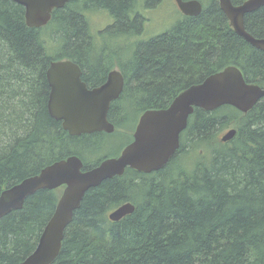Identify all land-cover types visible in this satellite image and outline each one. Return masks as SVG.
<instances>
[{"label": "trees", "instance_id": "1", "mask_svg": "<svg viewBox=\"0 0 264 264\" xmlns=\"http://www.w3.org/2000/svg\"><path fill=\"white\" fill-rule=\"evenodd\" d=\"M201 1L198 16L136 45L121 66L124 98L111 104L110 117L165 108L227 65L238 66L248 82L264 83V52L234 32L217 0ZM88 3L115 17L106 31H140L139 16L128 14L135 0ZM76 4L54 9L50 22L36 28L26 25L23 6L0 0V191L70 155L94 165L84 155L100 140L69 135L47 111L49 62L103 61ZM244 26L264 38V6L245 14ZM93 73L101 68L88 66ZM231 127L235 135L222 141L218 134ZM59 195L38 190L0 219V264H18L34 248ZM124 202L134 210L111 221L109 211ZM51 264H264V96L246 112L195 108L165 166L149 173L127 167L88 189Z\"/></svg>", "mask_w": 264, "mask_h": 264}, {"label": "water", "instance_id": "2", "mask_svg": "<svg viewBox=\"0 0 264 264\" xmlns=\"http://www.w3.org/2000/svg\"><path fill=\"white\" fill-rule=\"evenodd\" d=\"M12 1L24 7L26 25L38 28L49 21L53 9L63 7L69 0ZM217 1L234 32L264 51V38L252 36L245 30L243 23L244 15L264 6V0H244L236 5L231 0ZM176 2L184 14L197 15L201 12L202 6L198 0ZM79 73L77 64L70 59L50 62L46 71L50 88L47 101L50 116L61 120L62 127L70 135L96 130L113 131L107 111L110 101L122 89L121 74L113 70L106 83L88 89ZM262 96L264 86L248 83L237 67L226 66L179 92L167 107L145 110L140 116L133 141L117 157L105 158L99 164L83 169L82 160L77 155H70L5 188L0 193V218L12 210L20 209L25 197L35 191L65 185L35 249L20 264L52 263L61 249L64 230L88 189L107 178L121 175L127 166L141 172L155 171L164 166L179 147V134L195 108L213 110L222 105H231L246 112ZM235 132L234 128L228 129L221 140L231 139ZM133 210L134 206L130 202L124 203L111 211L108 218L117 221Z\"/></svg>", "mask_w": 264, "mask_h": 264}, {"label": "flooded vegetation", "instance_id": "3", "mask_svg": "<svg viewBox=\"0 0 264 264\" xmlns=\"http://www.w3.org/2000/svg\"><path fill=\"white\" fill-rule=\"evenodd\" d=\"M166 1H168V0H159L158 2H156V3H154V4H152V5H150V6H147L146 5V0H135V3L133 4V6H132V8H131V10L129 11V20H132V18L135 16V15H138L139 16V18H140V21H141V29H140V31L139 32H108V31H106L107 30V28L109 27V26H111L113 23H115V17L106 9V8H98L97 6H95V5H92L91 3H88V0H69L67 3H65V5L66 4H68V3H70V2H73L74 4H76L75 2H77L78 4H80V10H81V13L83 14V17L85 18V20H86V22H87V24H88V28H89V35H90V39H91V42L93 43V46H94V52H95V54H97L98 55V57L100 58H102L103 59V61H101V62H90V63H86V64H79V63H77V62H75V61H73L74 63H76L77 64V66H78V69H79V77H80V79H81V81H83L84 83H85V85H86V87L88 88V89H92V88H95V87H99V86H101V85H103L104 83H106L107 81H108V78H109V74H110V72L111 71H113V70H115V71H118L120 74H121V76H122V78H123V86H122V89H121V91L119 92V94H118V96L116 97V98H114V99H112L111 101H110V104H109V108H108V111H107V119H108V121L113 125V131H111V132H106V131H103V130H96V131H92V132H89V133H81V134H79V135H72V136H80V135H83V134H85V135H90V136H93V139L95 138V139H99L100 140V144L99 145H96V143H94L93 145H91V153L89 152L88 154H85L84 155V159L88 162V164H94L93 166H95V165H97V164H99L102 160H104L105 158H109V157H117L120 153H121V151L129 144V143H131L132 141H133V139H134V132H135V130H136V127H137V124H138V122H139V119H140V116L143 114V112L145 111V109L144 110H135V109H132V110H129V112L128 113H126L124 116L123 115H119L118 113L116 114V116L115 117H112V115H111V117L109 116L110 114H109V111H110V108H111V104L113 103V102H115V101H119V100H121V99H123L124 98V89H125V86H126V77H125V74H124V72H123V69H121L123 66H126L127 65V61H128V59L131 57V55L133 54V52H134V50H135V47H136V45L139 43V42H141V41H144L143 39H145V40H147V39H149V38H151V37H154V36H156V35H159V34H162V33H164L165 31H167V30H169L174 24H176L178 21H180V20H182L184 17H196V16H198L201 12H202V10L204 9V5H203V2L201 1V0H198L200 3H201V6H202V9H201V12L199 13V14H197V15H187V14H184V13H182V11L179 9V7H178V4H177V2H176V0H169V1H171L170 3H173V7H174V9H175V11L177 12V17H176V21L168 28V29H166V30H164L163 32H160V33H158V34H156V35H154V36H151V37H148L147 38V36H146V34H145V26H146V24L148 23V21H149V12H150V10H152V9H154V8H156V7H158V8H160L161 6H162V4L163 3H165ZM186 1H188V0H186ZM244 1V0H243ZM232 2V1H231ZM233 3V2H232ZM241 3V2H240ZM240 3H238V4H240ZM234 4V3H233ZM64 5V6H65ZM77 5V4H76ZM236 5V4H235ZM63 6V7H64ZM144 7V9H143V7ZM63 7H61V8H63ZM56 9H60V8H56ZM54 10V9H53ZM96 11H102V12H104L106 15H107V18H105V21L100 25V26H98V27H95V30L94 31H92V29H91V27H90V20H89V18L91 17V16H93L92 14H89L90 12H96ZM222 11V10H221ZM53 12V11H52ZM247 14V13H246ZM245 16V15H244ZM51 17H52V13H51ZM173 17H174V15H173ZM226 17V16H225ZM226 19H227V17H226ZM50 20H51V18L49 19V21L45 24V25H43V26H41V27H44V26H46L49 22H50ZM228 20V19H227ZM228 23H229V21H228ZM243 23H244V19H243ZM230 25V24H229ZM231 27V26H230ZM245 27V26H244ZM38 28H40V27H38ZM232 28V27H231ZM233 29V28H232ZM246 30V29H245ZM249 33V32H248ZM238 35V34H237ZM252 35V34H251ZM253 36V35H252ZM255 37V36H254ZM257 38V37H256ZM115 41H118L119 43H114ZM247 42V41H246ZM250 44V43H249ZM106 45H108L109 47L111 46V45H113L114 47H115V52H113L112 54H111V61H108V62H106V59L108 58L107 57V53L106 52H103V50L106 48ZM251 45V44H250ZM103 46V47H102ZM102 47V48H101ZM254 47V46H253ZM260 50V49H259ZM264 52V51H263ZM62 59H69V58H62ZM60 60V59H59ZM71 60V59H70ZM115 61H117L116 62V64H115ZM116 65V66H115ZM49 66H50V62L47 64V66H46V69H45V77H46V71H47V69L49 68ZM88 66L90 67V68H95V67H97V66H99L100 68H101V73L100 74H95V73H93V74H90V75H88L87 74V71H88ZM122 66V67H121ZM227 66H229V65H227ZM232 66H235V67H237L240 71H241V69L238 67V66H236V65H232ZM226 67V66H225ZM225 67H223V68H221L220 70H222V69H224ZM220 70H217V71H220ZM217 71H215V72H217ZM212 73H214V72H212ZM241 73H242V71H241ZM211 74V73H210ZM209 75V74H208ZM242 75H243V73H242ZM207 76V75H206ZM205 76V77H206ZM204 77V78H205ZM243 77H244V75H243ZM245 79V78H244ZM131 81V80H130ZM201 81V80H200ZM245 81H246V79H245ZM248 82V81H247ZM248 83H254V84H258V85H260V86H264V83L263 84H259V83H255V82H248ZM192 85V84H191ZM190 86V85H189ZM188 86V87H189ZM187 88V87H186ZM185 88V89H186ZM184 90V89H183ZM49 92H50V88H49V91H48V95H47V101H48V97H49ZM181 92V91H180ZM178 94V93H177ZM176 94V95H177ZM175 95V96H176ZM174 96V97H175ZM173 97V98H174ZM170 104V103H169ZM147 110V109H146ZM48 111V110H47ZM112 111V110H111ZM48 114H49V112H48ZM50 115V114H49ZM190 116V115H189ZM51 117V116H50ZM111 118V119H110ZM54 119V118H53ZM56 120V119H55ZM188 120H189V117H188ZM188 120H187V124H186V126L188 125ZM56 121H60V123H61V127H62V122H61V120H56ZM186 128V127H185ZM184 128V129H185ZM62 129L64 130V131H66L67 133H68V131L67 130H65L63 127H62ZM117 129H122L123 131L122 132H124V131H129L128 132V136L126 135V134H122L121 135V137H126V142H125V144L117 151V152H114V153H106L105 155H103L102 157H100V156H96V158L93 160L92 159V161L91 160H89V158H91L92 156H93V154L94 153H97V152H99L100 151V148H102L103 149V147H105V144L106 143H103V141L105 140L104 139V137L107 135H114L115 134V131L117 130ZM183 129V130H184ZM182 130V131H183ZM181 131V132H182ZM180 132V133H181ZM69 134V133H68ZM70 135V134H69ZM95 146V147H94ZM179 146H180V134H179ZM179 148V147H178ZM177 148V149H178ZM177 151V150H176ZM176 153V152H175ZM175 153L173 154V155H175ZM172 155V156H173ZM171 156V157H172ZM79 157V156H78ZM80 158V157H79ZM63 159V158H62ZM81 159V158H80ZM82 160V159H81ZM57 161V160H56ZM169 161V160H168ZM82 162H83V160H82ZM167 164V163H166ZM165 164V165H166ZM164 165V166H165ZM92 167V166H91ZM128 167V166H127ZM127 167H125V169H124V172H125V170H126V168ZM163 167V166H162ZM88 168H90V167H88ZM87 167H85V165H84V162H83V169H88ZM130 168V167H129ZM133 169V168H132ZM134 170H136V169H134ZM136 171H138V170H136ZM156 171V170H155ZM124 172L121 174V175H123L124 174ZM141 172V171H140ZM144 173H149V172H144ZM121 175H118V176H121ZM115 176H117V175H115ZM26 178V177H25ZM23 180V179H22ZM12 186V185H11ZM10 187V186H9ZM65 187V185H61V186H59V187H56V188H54V189H56V190H58L59 191V189H61V192H60V195H61V193H62V191H63V188ZM5 188H8V187H5ZM5 188H3L1 191H0V193L5 189ZM54 189H50V190H54ZM39 190H41V189H39ZM49 190V189H48ZM38 191V190H37ZM36 192V191H35ZM34 192V193H35ZM60 195H59V197H60ZM59 197H58V199H59ZM25 199H26V197H25ZM25 199H24V201H25ZM124 203H128V202H124ZM124 203H122V204H124ZM24 204V203H23ZM121 204V205H122ZM120 206V205H119ZM119 206H117V207H119ZM116 207V208H117ZM22 208V207H21ZM115 208V209H116ZM55 209V208H54ZM16 210H18V209H16ZM114 210V209H113ZM113 210H111V211H113ZM13 211V210H12ZM54 211V210H53ZM111 211H109V213L111 212ZM53 213V212H52ZM108 213V214H109ZM107 214V215H108ZM52 215V214H51ZM51 217V216H50ZM49 217V218H50ZM1 219V218H0ZM121 219V218H120ZM48 221V220H47ZM47 221H46V223H47ZM45 223V224H46ZM45 226V225H44ZM44 228V227H43ZM43 228H42V230H43ZM42 230H41V232H40V234L42 233ZM65 231V230H64ZM40 236V235H39ZM38 239H39V237H38ZM38 239H37V242H38ZM37 242H36V244H35V246H34V248L27 254V255H25L23 258H22V260L18 263V264H20L21 262H23L24 261V259L29 255V254H31L32 253V251L35 249V247H36V245H37ZM53 262V261H52ZM51 264V263H50Z\"/></svg>", "mask_w": 264, "mask_h": 264}, {"label": "rangeland", "instance_id": "4", "mask_svg": "<svg viewBox=\"0 0 264 264\" xmlns=\"http://www.w3.org/2000/svg\"><path fill=\"white\" fill-rule=\"evenodd\" d=\"M171 1H166L165 3L162 4V6L160 8L156 7L152 10H150L149 12V21L146 24L145 28V34L148 37L154 36L160 32H163L164 30L168 29L176 20L177 17V12L175 11L174 7H173V3H170ZM78 6H80V4L77 3ZM143 7V6H142ZM144 9V7H143ZM89 14H92L93 16H91L89 18L90 20V27L92 29V31L95 30V27L100 26L104 21L105 18H107V15L102 12V11H96V12H90ZM174 15V17H173ZM47 39V44L50 46L52 44H54V42H52V37H46ZM145 40V39H143ZM51 41V43H50ZM114 43H119L118 41H115ZM52 47V46H51ZM51 47L49 48V50H52ZM103 47V46H102ZM101 47V48H102ZM103 52L107 53V59L106 62L111 61V54L113 52H115V47L113 45H111L110 47L108 45H106V48L103 50ZM94 54V53H93ZM117 61H115L116 64ZM116 66V65H115ZM233 128V127H231ZM230 129V128H228ZM228 129L221 131L218 135L219 137H221L223 135V133H225ZM122 129H117L115 131L114 135H106L104 137V141L103 143L105 144V147L100 148V151L97 153H94L93 156L91 158H89V160L92 161V159L96 158V156H100L102 157L103 155H105L106 153H114L117 152L126 142V137H121L122 134H126L128 136V132L130 131H124L122 132ZM130 133V132H129ZM129 137V136H128ZM93 159V160H94ZM59 191L61 192V189H59Z\"/></svg>", "mask_w": 264, "mask_h": 264}]
</instances>
